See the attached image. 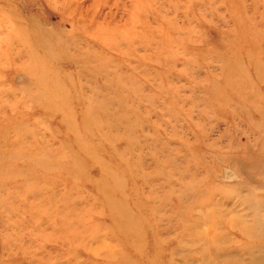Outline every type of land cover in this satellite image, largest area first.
<instances>
[{
    "label": "rangeland",
    "instance_id": "obj_1",
    "mask_svg": "<svg viewBox=\"0 0 264 264\" xmlns=\"http://www.w3.org/2000/svg\"><path fill=\"white\" fill-rule=\"evenodd\" d=\"M0 264H264V0H0Z\"/></svg>",
    "mask_w": 264,
    "mask_h": 264
}]
</instances>
